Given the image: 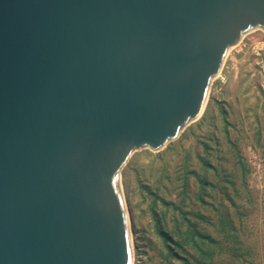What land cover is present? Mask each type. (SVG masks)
<instances>
[{"label":"water","instance_id":"obj_1","mask_svg":"<svg viewBox=\"0 0 264 264\" xmlns=\"http://www.w3.org/2000/svg\"><path fill=\"white\" fill-rule=\"evenodd\" d=\"M257 29L264 0H0V264H131L123 168Z\"/></svg>","mask_w":264,"mask_h":264},{"label":"rangeland","instance_id":"obj_2","mask_svg":"<svg viewBox=\"0 0 264 264\" xmlns=\"http://www.w3.org/2000/svg\"><path fill=\"white\" fill-rule=\"evenodd\" d=\"M242 40L213 81L203 115L163 150L133 153L121 172L133 264H187L185 257L190 264H264V87L257 76L264 32ZM179 210L213 239L202 246L204 259L194 250L168 258L162 247L156 223H170L169 230Z\"/></svg>","mask_w":264,"mask_h":264},{"label":"trees","instance_id":"obj_3","mask_svg":"<svg viewBox=\"0 0 264 264\" xmlns=\"http://www.w3.org/2000/svg\"><path fill=\"white\" fill-rule=\"evenodd\" d=\"M180 219L178 216L174 218L173 226L168 230L169 225L167 223L165 226L161 223L159 225V221L156 223V232L158 237H160L162 241V247L166 249L168 258L171 256H177L178 250H182L186 253L187 256H191L190 252L193 253L192 256H199L201 259H204L202 254L204 250L202 246L207 243V245H212L214 243L213 239L210 236H205L199 231L198 223L196 221H191L188 218V213L184 211H180ZM166 216V215H164ZM199 220H207L205 216L202 214L195 215ZM177 218L181 221V223L177 220ZM162 221V219H161ZM167 229V230H166ZM198 240H201L199 243ZM187 264H190L189 258H182ZM200 264H203L202 260H198Z\"/></svg>","mask_w":264,"mask_h":264},{"label":"built area","instance_id":"obj_4","mask_svg":"<svg viewBox=\"0 0 264 264\" xmlns=\"http://www.w3.org/2000/svg\"><path fill=\"white\" fill-rule=\"evenodd\" d=\"M243 42V40H242ZM261 52L259 53V63H258V79L260 85L264 87V46L260 48Z\"/></svg>","mask_w":264,"mask_h":264},{"label":"bare ground","instance_id":"obj_5","mask_svg":"<svg viewBox=\"0 0 264 264\" xmlns=\"http://www.w3.org/2000/svg\"><path fill=\"white\" fill-rule=\"evenodd\" d=\"M130 225H131V223H130ZM130 232H131V248H132V261H131V264H133L135 252H134V237H133V233H132V228H131Z\"/></svg>","mask_w":264,"mask_h":264}]
</instances>
